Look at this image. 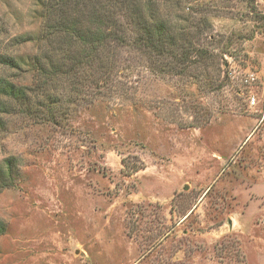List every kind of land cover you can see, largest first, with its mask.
Returning <instances> with one entry per match:
<instances>
[{
  "label": "rangeland",
  "instance_id": "374dc122",
  "mask_svg": "<svg viewBox=\"0 0 264 264\" xmlns=\"http://www.w3.org/2000/svg\"><path fill=\"white\" fill-rule=\"evenodd\" d=\"M41 1L0 0V55L38 54ZM156 4L215 60L172 75L119 47L108 77L1 109L0 264H264V0Z\"/></svg>",
  "mask_w": 264,
  "mask_h": 264
},
{
  "label": "trees",
  "instance_id": "16d2710c",
  "mask_svg": "<svg viewBox=\"0 0 264 264\" xmlns=\"http://www.w3.org/2000/svg\"><path fill=\"white\" fill-rule=\"evenodd\" d=\"M163 1L170 13L175 12V0ZM156 5V0L41 1L38 15L42 22L35 38L38 54L26 59L0 55L1 72L11 71L18 77L24 70L29 71L34 86L16 83L15 78L0 74V110L12 102L30 114L36 101L57 79L70 83L74 89L82 86L79 75L86 67H93L100 78L108 77L112 68L107 60L119 47L128 46L143 53L155 69L172 75H182L189 69L198 72L203 66L207 71L208 63L215 60L212 52L195 44L192 34L172 22ZM3 164L0 189L9 186L14 173V160L7 159ZM3 230L0 222V233Z\"/></svg>",
  "mask_w": 264,
  "mask_h": 264
},
{
  "label": "built area",
  "instance_id": "2783aa9c",
  "mask_svg": "<svg viewBox=\"0 0 264 264\" xmlns=\"http://www.w3.org/2000/svg\"><path fill=\"white\" fill-rule=\"evenodd\" d=\"M255 80V78L253 77V75L252 74H250L249 76H248V78H246V82H248V81H254ZM249 104L252 106V105H254L255 104V98L254 97H250V99H249Z\"/></svg>",
  "mask_w": 264,
  "mask_h": 264
},
{
  "label": "crops",
  "instance_id": "0c3cea01",
  "mask_svg": "<svg viewBox=\"0 0 264 264\" xmlns=\"http://www.w3.org/2000/svg\"><path fill=\"white\" fill-rule=\"evenodd\" d=\"M201 208V205L197 208V210H199ZM175 228V227H174Z\"/></svg>",
  "mask_w": 264,
  "mask_h": 264
}]
</instances>
